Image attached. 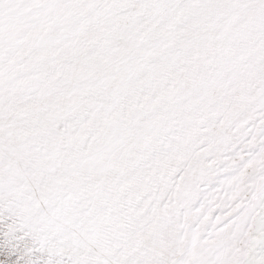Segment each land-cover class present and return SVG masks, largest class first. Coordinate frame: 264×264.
Masks as SVG:
<instances>
[{"label":"snow or ice","instance_id":"6c2138e0","mask_svg":"<svg viewBox=\"0 0 264 264\" xmlns=\"http://www.w3.org/2000/svg\"><path fill=\"white\" fill-rule=\"evenodd\" d=\"M0 264H264V0H0Z\"/></svg>","mask_w":264,"mask_h":264}]
</instances>
